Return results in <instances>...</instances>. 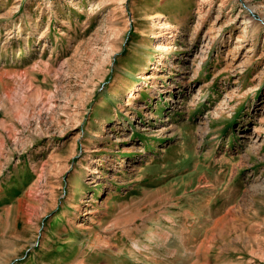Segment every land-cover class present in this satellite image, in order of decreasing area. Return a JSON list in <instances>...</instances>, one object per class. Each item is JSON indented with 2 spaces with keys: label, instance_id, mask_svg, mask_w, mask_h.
<instances>
[{
  "label": "rangeland",
  "instance_id": "obj_1",
  "mask_svg": "<svg viewBox=\"0 0 264 264\" xmlns=\"http://www.w3.org/2000/svg\"><path fill=\"white\" fill-rule=\"evenodd\" d=\"M0 264H264V0H0Z\"/></svg>",
  "mask_w": 264,
  "mask_h": 264
},
{
  "label": "bare ground",
  "instance_id": "obj_2",
  "mask_svg": "<svg viewBox=\"0 0 264 264\" xmlns=\"http://www.w3.org/2000/svg\"><path fill=\"white\" fill-rule=\"evenodd\" d=\"M167 33H168V31H163V32H161L158 36L159 37H163L164 35H167ZM157 61V60H156ZM130 104V102L129 101H127V102H124V105H129ZM218 219V218H217ZM169 222H172L171 220L169 221ZM236 228V227H235ZM233 230V229H232Z\"/></svg>",
  "mask_w": 264,
  "mask_h": 264
}]
</instances>
